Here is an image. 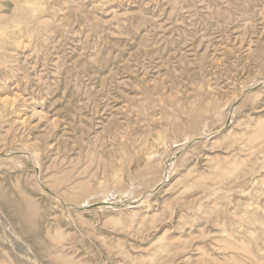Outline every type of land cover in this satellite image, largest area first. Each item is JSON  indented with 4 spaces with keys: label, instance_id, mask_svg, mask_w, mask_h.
I'll return each instance as SVG.
<instances>
[{
    "label": "rangeland",
    "instance_id": "obj_1",
    "mask_svg": "<svg viewBox=\"0 0 264 264\" xmlns=\"http://www.w3.org/2000/svg\"><path fill=\"white\" fill-rule=\"evenodd\" d=\"M0 155V264H264V0H0Z\"/></svg>",
    "mask_w": 264,
    "mask_h": 264
},
{
    "label": "bare ground",
    "instance_id": "obj_2",
    "mask_svg": "<svg viewBox=\"0 0 264 264\" xmlns=\"http://www.w3.org/2000/svg\"><path fill=\"white\" fill-rule=\"evenodd\" d=\"M5 100H6V99H5ZM3 103H4V102H3ZM6 103H7V101H6ZM188 143H189V142H188ZM25 149H26V148H25ZM23 150H24V149H23ZM26 151L28 152V150H26ZM11 152H13V151H11ZM19 152H20V151H19ZM7 153H8V152H7ZM8 154H9V153H8ZM11 154H12V153H11ZM1 155H2V154H1ZM1 155H0V156H1ZM5 157H7V156H5ZM31 158H32V157H31ZM160 183H161V182H160ZM0 186H1V185H0ZM156 188H157V187H156ZM1 190H2V189H1ZM113 191H114V190H113ZM110 192H111V191H110ZM3 194H4V193H3ZM10 194H11V192H10ZM13 195H14V194H13ZM93 196H94V195H93ZM149 196H150V195H149ZM3 197H4V196H3ZM13 197H14V196H13ZM86 198H87V197H86ZM88 198H90V197H88ZM105 198H106V197H105ZM6 199H7V198H6ZM16 199H17V198H16ZM3 200H4V199H3ZM7 200L11 202L10 198H8ZM4 201H6V200H4ZM8 201H7V202H8ZM10 202H9V203H10ZM104 202H105V201H104ZM85 203H86V202H85ZM102 203H103V202H102ZM11 204H13V203H11ZM90 204H91V203H90ZM13 205H15V204H13ZM124 205H125V204H124ZM17 206L20 207V205H17V204H16L15 207L18 208ZM89 206H90V205H89ZM97 207H98V206H97ZM11 208H12V206H11ZM16 208H15L14 210H18V209H19V208H18V209H16ZM88 208H89V207H88ZM12 209H13V208H12ZM23 209H24V208H23ZM16 214H17V213H16ZM21 214H22V213H21ZM23 216H24V215H23ZM19 217H21V216H19Z\"/></svg>",
    "mask_w": 264,
    "mask_h": 264
}]
</instances>
